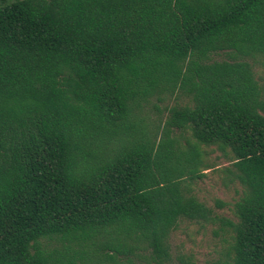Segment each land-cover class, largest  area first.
Masks as SVG:
<instances>
[{"label":"trees","instance_id":"obj_1","mask_svg":"<svg viewBox=\"0 0 264 264\" xmlns=\"http://www.w3.org/2000/svg\"><path fill=\"white\" fill-rule=\"evenodd\" d=\"M183 218L264 264V0H2L0 264H170Z\"/></svg>","mask_w":264,"mask_h":264},{"label":"rangeland","instance_id":"obj_2","mask_svg":"<svg viewBox=\"0 0 264 264\" xmlns=\"http://www.w3.org/2000/svg\"><path fill=\"white\" fill-rule=\"evenodd\" d=\"M223 57H225L224 54L216 56L218 59ZM260 69L262 71L263 66ZM174 102V100H169L166 104L161 103V111L152 107L151 115L156 120H164L168 108ZM209 152L208 159L216 167L205 170L208 172L207 176L196 184V193L218 214L233 218L234 203L239 198V185L227 182L229 180L222 171L224 167L230 164V158L217 150ZM218 200L225 202L226 205L220 207L217 204ZM230 244V230L227 227H221L220 222L183 218L170 237L172 255L170 264H222L228 258Z\"/></svg>","mask_w":264,"mask_h":264}]
</instances>
